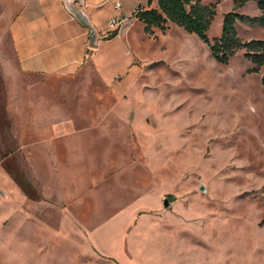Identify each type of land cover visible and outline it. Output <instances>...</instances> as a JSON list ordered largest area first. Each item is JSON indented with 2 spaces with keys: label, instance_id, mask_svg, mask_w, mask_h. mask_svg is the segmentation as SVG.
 Returning <instances> with one entry per match:
<instances>
[{
  "label": "rangeland",
  "instance_id": "rangeland-1",
  "mask_svg": "<svg viewBox=\"0 0 264 264\" xmlns=\"http://www.w3.org/2000/svg\"><path fill=\"white\" fill-rule=\"evenodd\" d=\"M202 1L214 41L237 0ZM129 19L96 50L103 79L24 73L0 34V264H264V66Z\"/></svg>",
  "mask_w": 264,
  "mask_h": 264
},
{
  "label": "crops",
  "instance_id": "crops-1",
  "mask_svg": "<svg viewBox=\"0 0 264 264\" xmlns=\"http://www.w3.org/2000/svg\"><path fill=\"white\" fill-rule=\"evenodd\" d=\"M128 1L84 0L86 14L97 30L95 45L90 41L91 29L69 12L63 0H0V34L10 38L17 66L24 73L74 77L91 65L103 79L95 53L115 30L112 21L128 19L119 28L117 36H120L138 7L148 2L137 4L131 0L128 8ZM107 10H110L109 17L104 14ZM40 108L41 119L44 117L45 121L47 116L58 111L61 115L65 113L62 108L54 113L44 105ZM51 126L49 124V129L40 132L51 131Z\"/></svg>",
  "mask_w": 264,
  "mask_h": 264
},
{
  "label": "trees",
  "instance_id": "trees-1",
  "mask_svg": "<svg viewBox=\"0 0 264 264\" xmlns=\"http://www.w3.org/2000/svg\"><path fill=\"white\" fill-rule=\"evenodd\" d=\"M253 0H237L233 11L227 13L223 21L222 35L211 41L207 32L210 29L217 14L216 4H206L202 0H157V8H145L139 6L134 17L144 23V30L148 35H154L155 29L167 30L169 24L183 28L187 33L195 34L210 45L212 56L223 64H228L230 59L241 49L246 50V57L255 64L253 71L260 72L264 66V40H243L238 33L236 24L241 21L264 22V0L257 1L263 15L249 17L238 13L236 10ZM153 0H148L152 4ZM119 29L113 30L107 36L114 38ZM264 80V79H263ZM171 200V197H166Z\"/></svg>",
  "mask_w": 264,
  "mask_h": 264
},
{
  "label": "water",
  "instance_id": "water-1",
  "mask_svg": "<svg viewBox=\"0 0 264 264\" xmlns=\"http://www.w3.org/2000/svg\"><path fill=\"white\" fill-rule=\"evenodd\" d=\"M71 10L75 13L77 18L81 21V23L85 26H88L91 29V35H90V41L92 45L96 44L97 40V30L95 27L92 25L89 17L87 14H85L82 10H79L77 7H75L73 4H70ZM166 205H170L169 200L166 198L165 199Z\"/></svg>",
  "mask_w": 264,
  "mask_h": 264
},
{
  "label": "built area",
  "instance_id": "built-area-1",
  "mask_svg": "<svg viewBox=\"0 0 264 264\" xmlns=\"http://www.w3.org/2000/svg\"><path fill=\"white\" fill-rule=\"evenodd\" d=\"M63 1L66 5V8L73 15H75V13L71 10L70 4H73L75 7H77L79 10H82L86 14V6H85L84 0H63ZM118 7H120V5ZM126 21H127V19H125V18L115 19L112 21L111 26L114 29H119Z\"/></svg>",
  "mask_w": 264,
  "mask_h": 264
}]
</instances>
